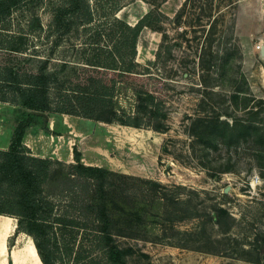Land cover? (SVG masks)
Here are the masks:
<instances>
[{
	"label": "rangeland",
	"instance_id": "rangeland-1",
	"mask_svg": "<svg viewBox=\"0 0 264 264\" xmlns=\"http://www.w3.org/2000/svg\"><path fill=\"white\" fill-rule=\"evenodd\" d=\"M120 2L116 16L124 21L151 13V26L138 36L136 61L140 84L162 102L166 128H150L155 122L144 111L140 128L107 122L143 106L125 84L117 85L114 104L101 119H76L87 131L86 159L103 160L102 167L130 177L115 180L122 184L114 202L143 217L128 226L125 218L131 216H116L115 243L128 250L130 264H264V62L258 51L264 44V0ZM32 12L28 1L15 5L0 23L35 42L23 54L0 50V65L34 71L41 58L51 60L47 72H59L58 58L77 57L70 48L73 37H62L57 47L56 35L35 41L27 26ZM38 15L46 27L51 12L40 9ZM68 164L52 166L44 192L57 190ZM219 208L226 214L216 220ZM30 242L28 255L23 250ZM50 243L56 264H70L69 240L52 236ZM36 252L32 237L17 231L16 219L1 215L0 264H41Z\"/></svg>",
	"mask_w": 264,
	"mask_h": 264
},
{
	"label": "trees",
	"instance_id": "trees-1",
	"mask_svg": "<svg viewBox=\"0 0 264 264\" xmlns=\"http://www.w3.org/2000/svg\"><path fill=\"white\" fill-rule=\"evenodd\" d=\"M27 1L33 8L27 26L35 41L41 35H56L53 45L57 47L62 37L72 36L70 48L77 57L58 58L62 76L47 72L51 60L41 58L34 71L0 65V102L21 108L8 148L0 149V215L15 218L17 231L32 237L41 264H56L52 236L58 241L66 238L72 244L70 264H130L128 250L115 243L112 232L116 216H131L125 218L128 226L133 221L143 222L142 215L122 210L113 200L122 184L115 180L130 177L82 163L80 153L73 148L74 162L68 164L67 175L54 193L44 192L52 166L60 161L33 156L21 140L31 125L48 131L45 119L31 111L101 119V113L114 104L118 84L134 88L143 106L107 122L140 128L144 123L139 112L144 111L155 122L150 128L165 132L166 126L160 122L164 118L162 102L140 84V64L136 61L138 36L144 27L151 26V13L146 12L131 25L116 16L124 6L120 0H0V23L9 18L13 6ZM40 9L52 14L46 27L39 24ZM34 44L19 28L0 27V50L23 54ZM160 48L155 59L160 57ZM67 68L69 73L65 74ZM168 201L172 206L177 203ZM173 211L177 213L175 208ZM221 214H226L224 209H217L216 220Z\"/></svg>",
	"mask_w": 264,
	"mask_h": 264
},
{
	"label": "crops",
	"instance_id": "crops-1",
	"mask_svg": "<svg viewBox=\"0 0 264 264\" xmlns=\"http://www.w3.org/2000/svg\"><path fill=\"white\" fill-rule=\"evenodd\" d=\"M164 3H167V0H165L162 4L164 5ZM138 19L134 23L126 22L133 25L138 21ZM20 112V106L0 102L1 150H6L8 148L12 131L19 120ZM46 115L47 119H45V121L48 131H44L39 125H31L25 130L21 140L22 145L28 148L33 156L52 158L63 161L67 164L73 162V148L77 147V151L81 153L82 163L99 167L105 166L103 160H99L97 158L86 159L83 154L82 146L85 144L84 136L87 131L85 132V130L79 129L80 127L76 124V119H78V117L58 113L54 115ZM107 125L113 128L112 124ZM99 131H101V128ZM78 135L82 137L80 138ZM90 137L93 139L96 136L93 133H90ZM3 217L6 218L7 221L11 219V217L8 216ZM9 230L8 228H5L4 232H2L6 235ZM23 251L30 255L32 252L30 244H27Z\"/></svg>",
	"mask_w": 264,
	"mask_h": 264
},
{
	"label": "water",
	"instance_id": "water-1",
	"mask_svg": "<svg viewBox=\"0 0 264 264\" xmlns=\"http://www.w3.org/2000/svg\"><path fill=\"white\" fill-rule=\"evenodd\" d=\"M258 51H259L260 58L264 62V44L263 43L262 44H259ZM31 113L36 114V115H40L44 119H47V115L45 113H43V112L31 111Z\"/></svg>",
	"mask_w": 264,
	"mask_h": 264
},
{
	"label": "bare ground",
	"instance_id": "bare-ground-1",
	"mask_svg": "<svg viewBox=\"0 0 264 264\" xmlns=\"http://www.w3.org/2000/svg\"><path fill=\"white\" fill-rule=\"evenodd\" d=\"M32 244H31V242H30V246H31ZM30 262V261H29Z\"/></svg>",
	"mask_w": 264,
	"mask_h": 264
}]
</instances>
